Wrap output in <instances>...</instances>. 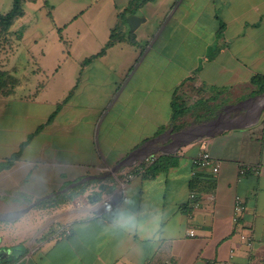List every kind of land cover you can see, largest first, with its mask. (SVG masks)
Wrapping results in <instances>:
<instances>
[{
    "label": "crops",
    "instance_id": "crops-1",
    "mask_svg": "<svg viewBox=\"0 0 264 264\" xmlns=\"http://www.w3.org/2000/svg\"><path fill=\"white\" fill-rule=\"evenodd\" d=\"M52 6L49 24L29 23L0 52L11 85L0 94V264H218L231 249L229 264H264V91L251 83L264 75V0H93L58 19ZM112 30L119 41L84 64ZM203 149L216 173L192 165ZM242 165L258 172L240 177ZM115 173L135 176L120 187ZM87 187L104 196L86 229V204L54 226L20 223ZM125 199L143 227L114 233L108 217Z\"/></svg>",
    "mask_w": 264,
    "mask_h": 264
},
{
    "label": "rangeland",
    "instance_id": "rangeland-1",
    "mask_svg": "<svg viewBox=\"0 0 264 264\" xmlns=\"http://www.w3.org/2000/svg\"><path fill=\"white\" fill-rule=\"evenodd\" d=\"M64 1V2H63ZM78 1V3L76 5H72L73 3H76ZM93 0H38L37 3H32V2H26L24 4V10H25V14L24 16L19 19L18 21H16L13 26H12V30L15 33H20L22 32V29L26 26L29 25V23H33V26L31 27V30L28 32H31L34 28L35 25L39 24V25H43V24H49L51 22V20L47 17V12H51L53 7V3L55 4V18L58 19L60 18V14L61 12H66L63 11L64 8L63 6L67 5L68 7L70 6V8L66 7V9L68 10L66 13V16H69L73 13H76L78 11H80L81 8L85 7L86 5H88L89 3H91ZM12 4V2H10ZM64 3V4H63ZM11 4L10 6L5 10V12H7L10 8H11ZM44 4L47 7H44ZM1 13H3V11H0ZM39 30V29H38ZM25 37L24 40H22V45L17 53V56L19 58V62L20 65L23 67H27V63H26V45L29 43L31 37H28V33ZM38 46H34L32 48V52L30 53L31 55H35V51L37 49ZM25 48V49H24ZM184 90V88L182 89V91ZM193 90H185L184 93H182L184 96L183 100L185 102H188V99H193L195 98V94L192 92ZM245 92V91H244ZM180 94V93H179ZM239 100V96H235L233 94H230V96H228L227 99V103H234L235 101ZM189 119H187V116H185L181 121H188ZM113 181H118L120 179V175L119 173H115L111 176ZM89 188L87 187V189H85V192H76L75 194H73L72 199L70 200V202L62 207H58V208H44V209H36L34 208L33 211L30 212V214H28L23 220L20 221L21 224L23 225H27L28 222L30 220V217L33 218L34 222H35V230H38V228L45 226H48L50 224H52V226L56 225L58 222H56V217L55 215L58 214L59 212H61V210L63 208H79L81 205L86 204L87 201L90 199L89 197ZM64 210V209H63ZM5 235V234H4ZM3 235V236H4ZM41 236V235H40Z\"/></svg>",
    "mask_w": 264,
    "mask_h": 264
},
{
    "label": "trees",
    "instance_id": "trees-1",
    "mask_svg": "<svg viewBox=\"0 0 264 264\" xmlns=\"http://www.w3.org/2000/svg\"><path fill=\"white\" fill-rule=\"evenodd\" d=\"M36 0H12L11 8L5 12H0V52L4 47H11V41L12 39H19L20 35L18 33H15L11 30V27L13 24L23 17L24 15V4L26 2H35ZM131 4H129V7ZM45 7H47L44 4ZM47 16L52 19V16L50 12H47ZM120 16V15H119ZM122 37L120 33L116 32L115 30L111 31L110 37L108 42L106 43L105 47L97 54H94L87 59L84 60V64L88 63L92 59L101 56L105 53L106 49L112 45H114L119 39ZM127 39L131 43H135V37L133 32H128ZM251 83L256 86L257 92H263L264 91V75L255 74L251 77ZM11 91V85L8 81V77L6 72L2 71L0 69V94L6 95ZM52 117V116H51ZM50 119V118H49ZM155 164L150 167L149 169H144V173H142V176H152L156 173L157 167H154ZM82 191V190H81ZM11 263L9 261H5L4 264Z\"/></svg>",
    "mask_w": 264,
    "mask_h": 264
},
{
    "label": "clouds",
    "instance_id": "clouds-1",
    "mask_svg": "<svg viewBox=\"0 0 264 264\" xmlns=\"http://www.w3.org/2000/svg\"><path fill=\"white\" fill-rule=\"evenodd\" d=\"M104 193L96 189L89 193L90 199L86 205L77 210V215L82 217V222L78 225L79 229H86L90 223L96 218L97 200L101 199ZM131 201L125 199L120 201L111 211L108 217V228L114 233L134 232L142 230V224L138 220L137 215L130 207ZM103 207V205H101Z\"/></svg>",
    "mask_w": 264,
    "mask_h": 264
},
{
    "label": "built area",
    "instance_id": "built-area-1",
    "mask_svg": "<svg viewBox=\"0 0 264 264\" xmlns=\"http://www.w3.org/2000/svg\"><path fill=\"white\" fill-rule=\"evenodd\" d=\"M150 161H153V159H150ZM192 165L194 166L195 170H210L212 173H216L218 171V167L219 164L218 162L214 161L210 154L206 151V150H201L193 159H192ZM142 170H139V172H141ZM254 172L257 173L258 172V168L256 167H250L247 165H242L239 168V176L242 177L243 175H245L247 172ZM195 173V171L193 172ZM135 175L134 174H127L125 177L120 178L118 180V184L120 185V187H123L125 184H127L130 180L133 179ZM191 198H194L195 195L191 194L190 195ZM245 210V204L243 199L239 196L236 195L234 197V203H233V207H232V222L234 225H238L241 215ZM62 231H64L65 234L69 233V230H63L60 229ZM195 231L194 229H190L188 231V235L189 236H194ZM240 239L244 242H246L248 245L251 244L250 238L248 236H246L244 233H240ZM235 256V250L231 249L229 250V254H228V259L226 260H222L220 261L218 264H229L230 261L232 260V258Z\"/></svg>",
    "mask_w": 264,
    "mask_h": 264
},
{
    "label": "water",
    "instance_id": "water-1",
    "mask_svg": "<svg viewBox=\"0 0 264 264\" xmlns=\"http://www.w3.org/2000/svg\"><path fill=\"white\" fill-rule=\"evenodd\" d=\"M135 153H136V152L130 154V156H128L125 160H123V161H122V162H121V163L115 168V170L118 169L119 167L123 166V165H128V163H129L131 157H132Z\"/></svg>",
    "mask_w": 264,
    "mask_h": 264
}]
</instances>
